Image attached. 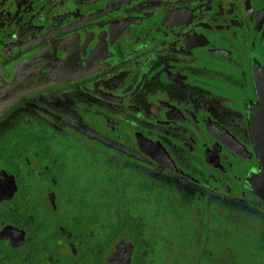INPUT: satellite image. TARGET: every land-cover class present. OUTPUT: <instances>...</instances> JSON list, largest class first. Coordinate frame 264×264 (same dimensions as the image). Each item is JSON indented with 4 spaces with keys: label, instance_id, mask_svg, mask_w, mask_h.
Listing matches in <instances>:
<instances>
[{
    "label": "flooded vegetation",
    "instance_id": "1",
    "mask_svg": "<svg viewBox=\"0 0 264 264\" xmlns=\"http://www.w3.org/2000/svg\"><path fill=\"white\" fill-rule=\"evenodd\" d=\"M262 92L264 0H0V264H162L149 196L222 250Z\"/></svg>",
    "mask_w": 264,
    "mask_h": 264
},
{
    "label": "rangeland",
    "instance_id": "2",
    "mask_svg": "<svg viewBox=\"0 0 264 264\" xmlns=\"http://www.w3.org/2000/svg\"><path fill=\"white\" fill-rule=\"evenodd\" d=\"M98 178L100 177H97V179ZM146 196L148 195L146 194ZM148 200L149 204L145 201L144 205L139 206V211L143 212L145 218L148 219V222L151 226L153 224V217H155V220L159 226V244L158 242H156V246H158L156 250L158 251L157 255L160 256V258H164L162 264H178V262H180V258L181 260L183 259L181 264H200L202 262L209 264H237L235 262V254L233 248L229 245L224 244V248L218 251L213 238L209 239V242L206 246H197L193 248L192 252H189V254H181L179 252H177L178 254H176V252L167 254L164 246L166 244V239L168 238L171 239L167 243L168 246L171 245L172 248H175L176 245H182L186 250H188L187 247H189V245L191 244L189 242L191 238L187 237L181 239L180 235L182 233L180 230H182L181 227L183 226V224L185 227L186 224L191 225V222L187 217H183L186 219L185 223L184 221L179 220L177 215H175L174 213H170L176 210H174L172 207H165L166 205H164L162 201L160 203H157V201L155 202L151 198V196H149ZM181 208H183L188 215L193 217L194 228L190 229H195V235L200 236L199 232L203 222V211L201 210V208L199 209L198 207L188 205H182ZM123 209L125 210V208ZM207 216L209 219L212 218L210 216V213H207ZM109 218L111 221L115 219L114 215ZM223 220L224 222L223 224H221V228L219 229V231H222V234L224 236L228 231H231L230 229L236 230L238 232L245 231L255 236L257 242L264 244L263 219L254 215H250L244 210L225 207ZM197 239L200 238L195 237V243ZM151 257L153 258L152 254Z\"/></svg>",
    "mask_w": 264,
    "mask_h": 264
},
{
    "label": "trees",
    "instance_id": "3",
    "mask_svg": "<svg viewBox=\"0 0 264 264\" xmlns=\"http://www.w3.org/2000/svg\"><path fill=\"white\" fill-rule=\"evenodd\" d=\"M230 230L224 237V244L233 248L235 262L237 264H264V244L257 242L256 237L249 232Z\"/></svg>",
    "mask_w": 264,
    "mask_h": 264
},
{
    "label": "water",
    "instance_id": "4",
    "mask_svg": "<svg viewBox=\"0 0 264 264\" xmlns=\"http://www.w3.org/2000/svg\"><path fill=\"white\" fill-rule=\"evenodd\" d=\"M259 97L260 104L255 110H252L250 115L252 120L259 121L249 122L260 168L251 174L248 184L264 198V121H260V119H264V92L259 93Z\"/></svg>",
    "mask_w": 264,
    "mask_h": 264
}]
</instances>
